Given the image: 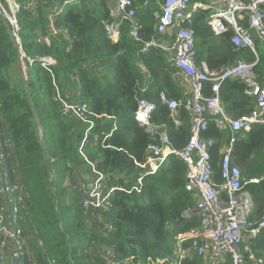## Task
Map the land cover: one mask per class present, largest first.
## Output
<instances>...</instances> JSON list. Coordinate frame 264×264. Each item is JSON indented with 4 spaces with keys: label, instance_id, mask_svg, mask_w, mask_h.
<instances>
[{
    "label": "trees",
    "instance_id": "1",
    "mask_svg": "<svg viewBox=\"0 0 264 264\" xmlns=\"http://www.w3.org/2000/svg\"><path fill=\"white\" fill-rule=\"evenodd\" d=\"M34 1L36 12L22 0L18 14L26 58L0 14V89L1 112L15 147L8 161L9 173L12 180L18 176L25 184L32 212L30 232L33 239L39 237L44 242V248L37 251V264H49V259H57L58 264H107L102 250L110 247L118 264H158L164 257H174L179 247L176 236L201 223L197 215L182 218L183 211L194 204L192 193L185 188L187 168L171 156L155 175H146L139 164L144 163L149 146L158 143L159 135L151 137L135 120L138 99H146L157 106L151 124L166 129L171 145L180 149L188 142L189 114L182 111L178 125L160 102L161 93L170 99L182 97L173 63L160 50L142 54V44L133 40L128 22L121 23L120 38L113 41L108 25L121 20L113 17L109 0H78L68 5L55 21L57 34L50 30L48 17L65 0ZM144 1L134 0L142 39L148 40L156 34L153 12L160 10L162 0H151L146 11L141 8ZM194 28L198 61H205L211 71H220L239 58L256 60L251 51L235 48L232 33L216 36L208 24V13L197 14ZM38 38L50 41L49 47L38 44ZM257 53L255 73L264 83V49ZM46 56L56 62L50 71L39 61ZM28 59L34 61L32 66ZM20 64L26 67L28 78L14 84L11 72ZM245 87L241 80H228L221 86L222 104L233 118L255 109V100L245 95ZM58 90L69 92L70 98L65 99L71 104L89 105V119L95 127L83 148L84 156L80 146L90 123L62 111ZM210 93L207 84L205 94ZM204 137L217 141L212 165L213 177L220 182V151L228 135L210 124ZM51 159L55 161L51 163ZM93 162L108 175L109 188H122L113 193L112 216L101 224L84 217L81 196L73 187L75 175L78 185L80 179L89 177V163ZM231 164L240 167L247 179L261 178L247 187L255 204L252 220L260 219L264 216V126L256 125L240 136ZM64 173L70 174L72 183L67 188L63 187ZM139 179L140 193L133 190ZM108 224L113 227L110 234ZM182 246L188 249L191 243ZM88 249L95 251L91 262L85 256ZM252 249L264 261V229L252 242ZM226 262L231 264L229 258ZM180 264L205 263L192 254Z\"/></svg>",
    "mask_w": 264,
    "mask_h": 264
},
{
    "label": "built area",
    "instance_id": "2",
    "mask_svg": "<svg viewBox=\"0 0 264 264\" xmlns=\"http://www.w3.org/2000/svg\"><path fill=\"white\" fill-rule=\"evenodd\" d=\"M76 2L78 0H65L63 5L54 7L53 14L48 17L53 34L58 32L55 21L68 5ZM114 2L117 10L115 18H120L121 22L108 25L110 38L117 42L121 23L128 22L132 27L133 40L142 44V54L155 49L171 57L176 69L174 78L182 89V97L170 99L161 93L160 102L170 110L176 124H179L182 111L187 112L192 119L188 142L176 149L169 137L158 134V128L151 124L156 104L138 99L135 120L151 137L159 135L158 143L149 146L145 161L139 166L146 175H155L171 156L182 160L187 168L186 191L195 195L196 199L194 209L185 212L182 218H191L194 214L201 218L197 228L176 236L179 247L175 256L164 257L158 264H180L190 257L192 251L205 264H225L228 258L231 264H264L252 249V242L264 229V216L252 220L255 204L247 189L249 185L259 183L261 178L247 179L240 167L231 164L240 136L250 132L256 125L264 126V83L259 81L255 73L259 62L257 44L264 43V0H162L160 11L153 12L156 34L148 40L142 39V25L134 0ZM150 4L151 0H145L141 8L146 11ZM26 6L36 12L34 0H26ZM21 10L22 0H0V14L5 18L10 37L22 53V26L18 19ZM201 12L208 13V24L216 36L232 33L231 42L235 48L251 51L256 60L248 62L239 58L234 64L217 72L211 71L205 61L199 62L194 22ZM22 57L26 58L23 53ZM39 61L49 71V67L56 64L51 56L40 58ZM28 62L30 66L34 63L31 59ZM23 68L26 69L25 66ZM228 80H241L246 86L245 95L255 100V109L249 115L236 119L226 112L220 92L222 84ZM207 84L210 85V95L205 94ZM1 101L0 89V264H37V256L29 248L32 212L27 188L20 179L12 180L8 169V161L14 155L15 147L1 112ZM61 102L62 106L66 103ZM72 107L66 113L79 118L84 124L90 123L80 146L84 156L83 148L95 124L89 119L92 114L89 108L84 109L76 104V109ZM210 124L228 135L220 151V182H216L213 177L212 165V149L217 141L204 137ZM89 164L94 183L89 186L82 180L77 189L84 217L101 224L112 216L113 193L122 188H109L108 175L98 170V162ZM141 184L142 180L139 179L133 190L140 193ZM108 229L110 234L113 230L111 224H108ZM33 240L40 250L44 248L41 238ZM185 242H190L191 247L184 252L182 244ZM102 254L107 264H118L112 247L103 249ZM49 264H58V260L49 259Z\"/></svg>",
    "mask_w": 264,
    "mask_h": 264
},
{
    "label": "rangeland",
    "instance_id": "3",
    "mask_svg": "<svg viewBox=\"0 0 264 264\" xmlns=\"http://www.w3.org/2000/svg\"><path fill=\"white\" fill-rule=\"evenodd\" d=\"M112 1H110V3H111ZM73 5V4H72ZM4 18V17H3ZM4 20H5V18H4ZM37 43L38 44H40V45H44L45 43L48 45V47H49V45H50V41H48V40H45V39H43V38H38L37 39ZM257 49H258V51H262L263 49H264V43H262V42H259L258 44H257ZM19 50V49H18ZM46 57H49V56H46ZM27 69H23L22 68V66H21V64L20 65H17L15 68H13L12 69V72H11V77H12V79H13V83L14 84H18L21 80H23V78H24V81L26 82L27 81V78H28V76H27V71H26ZM66 92H64V91H62V90H58L57 91V94L60 96V99H59V102L61 103V107H62V111L63 112H66V110H69L68 108H70V107H72V108H74L75 107V104H71V103H69L65 98H70L69 97V92L67 91V90H65ZM61 101H64V102H66L63 106H62V102ZM79 106H81L82 108H84V109H87L88 107H89V105L88 104H84V105H82V103H80V104H78V107ZM75 109H76V107H75ZM70 111V110H69ZM92 115V114H91ZM90 115V116H91ZM73 118H76V117H73ZM78 121L79 122H82L79 118H78ZM39 134H40V137H42L43 135H42V133H41V131L39 132ZM80 153H81V151H80ZM82 154V153H81ZM52 160L53 159H51L50 161H51V163H52ZM64 176H65V178H64V185H63V187L64 188H67L68 187V184L70 183V181H69V176H70V174H68V173H64ZM54 176H52L51 178H53ZM71 204V200L69 199V198H67L66 199V205L67 206H69ZM31 231V230H30ZM34 233H35V235L37 234V231H34ZM33 233L31 232L30 233V239H32V237H34L33 235H32ZM90 250V249H89ZM160 261V260H159Z\"/></svg>",
    "mask_w": 264,
    "mask_h": 264
},
{
    "label": "crops",
    "instance_id": "4",
    "mask_svg": "<svg viewBox=\"0 0 264 264\" xmlns=\"http://www.w3.org/2000/svg\"><path fill=\"white\" fill-rule=\"evenodd\" d=\"M158 2V1H157ZM160 6V5H159ZM160 8V7H159ZM110 9H111V12H112V15L115 17L116 15H117V10H116V4H115V2H111L110 3ZM160 11V10H159ZM169 58V57H168ZM171 58V57H170ZM169 58V59H170ZM171 61V60H170ZM172 63V62H171ZM176 83H177V85H178V87L181 89V87H180V85H179V82L176 80L175 81ZM144 90L145 89H143L142 91L144 92ZM181 92H182V89H181ZM191 118V117H190ZM191 123H192V119H191ZM179 124H180V117H179ZM178 124V125H179ZM7 128V127H6ZM158 129H160L159 127H157ZM164 128V127H163ZM157 129V130H158ZM165 129V128H164ZM157 133L158 134H160V135H162V134H166L167 133V131H166V129H165V132L164 133H159L158 131H157ZM227 142V141H226ZM225 142V143H226ZM225 143H223V145L225 144ZM17 164H15V166H14V169H16L17 168V166H16ZM89 177L87 178V177H83L84 179H80V181H86L87 183H88V185L89 186H92L93 185V183H94V178H93V174L91 173L90 175H88ZM75 177V179L73 180L76 184L75 185H73V187L74 188H77L78 187V175H75L74 176ZM17 178L18 179H20L18 176H17ZM76 180V181H75ZM69 181H70V178H69ZM72 185V183L70 182L69 184H68V187H70ZM193 195V194H192ZM193 198H194V204L191 206V207H189V208H187V209H185L184 211H183V213H182V215L185 213V212H188L189 210H191V209H194V207H195V205H196V199H195V195H193ZM1 201L3 202L4 201V198L2 197L1 198ZM195 215V214H194ZM193 216V215H192ZM191 216V217H192ZM198 216V215H197ZM200 217V216H199ZM184 219H190V218H184ZM29 230H30V227H29ZM30 231H29V235H30ZM30 237V236H29ZM29 248H30V250H31V252L32 253H34L36 256H37V251L38 250H40L37 246H36V244H35V242H34V240H33V237H32V239H30V242H29ZM182 249H184V252L187 250L186 248H183L182 247ZM95 251L93 250V249H88L87 251H86V259H87V261H89V262H91V261H93L94 260V257H95V253H94ZM193 254V251L192 252H190V255H192ZM227 263V262H226ZM225 263V264H226Z\"/></svg>",
    "mask_w": 264,
    "mask_h": 264
},
{
    "label": "water",
    "instance_id": "5",
    "mask_svg": "<svg viewBox=\"0 0 264 264\" xmlns=\"http://www.w3.org/2000/svg\"><path fill=\"white\" fill-rule=\"evenodd\" d=\"M157 131H158L159 133H161V134H162V133H164V132H165V129H164V128H160V129H158ZM193 254H195V252H193Z\"/></svg>",
    "mask_w": 264,
    "mask_h": 264
}]
</instances>
